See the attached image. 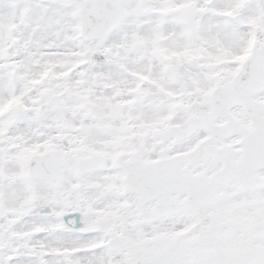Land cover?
Instances as JSON below:
<instances>
[{
    "label": "snow or ice",
    "instance_id": "snow-or-ice-1",
    "mask_svg": "<svg viewBox=\"0 0 264 264\" xmlns=\"http://www.w3.org/2000/svg\"><path fill=\"white\" fill-rule=\"evenodd\" d=\"M0 264H264V0H0Z\"/></svg>",
    "mask_w": 264,
    "mask_h": 264
}]
</instances>
